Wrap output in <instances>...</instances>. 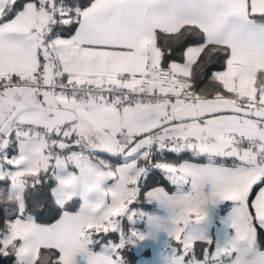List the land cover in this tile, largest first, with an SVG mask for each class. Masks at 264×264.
Returning <instances> with one entry per match:
<instances>
[{
	"label": "snow or ice",
	"instance_id": "6c2138e0",
	"mask_svg": "<svg viewBox=\"0 0 264 264\" xmlns=\"http://www.w3.org/2000/svg\"><path fill=\"white\" fill-rule=\"evenodd\" d=\"M127 252L264 264V0H0V261Z\"/></svg>",
	"mask_w": 264,
	"mask_h": 264
},
{
	"label": "trees",
	"instance_id": "16d2710c",
	"mask_svg": "<svg viewBox=\"0 0 264 264\" xmlns=\"http://www.w3.org/2000/svg\"><path fill=\"white\" fill-rule=\"evenodd\" d=\"M187 158V157H186ZM159 179V178H158ZM150 207V206H149ZM149 255V252H145L143 256L147 257ZM125 258L129 261V264H136L138 261V257H136L132 252L125 253ZM14 259V258H13ZM0 264H5L4 261H0ZM10 264V261L8 262Z\"/></svg>",
	"mask_w": 264,
	"mask_h": 264
},
{
	"label": "crops",
	"instance_id": "0c3cea01",
	"mask_svg": "<svg viewBox=\"0 0 264 264\" xmlns=\"http://www.w3.org/2000/svg\"><path fill=\"white\" fill-rule=\"evenodd\" d=\"M150 256H151V253L149 252V255L147 257H145V256H143V257H144V259L148 260L150 258ZM138 261H139V259H138ZM138 261L136 264H138Z\"/></svg>",
	"mask_w": 264,
	"mask_h": 264
},
{
	"label": "rangeland",
	"instance_id": "374dc122",
	"mask_svg": "<svg viewBox=\"0 0 264 264\" xmlns=\"http://www.w3.org/2000/svg\"><path fill=\"white\" fill-rule=\"evenodd\" d=\"M146 260V259H145Z\"/></svg>",
	"mask_w": 264,
	"mask_h": 264
}]
</instances>
